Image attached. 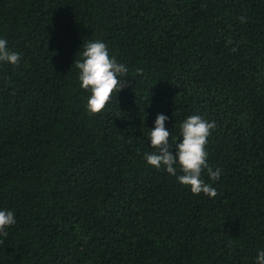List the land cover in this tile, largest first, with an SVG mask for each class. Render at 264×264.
<instances>
[{
  "label": "trees",
  "instance_id": "1",
  "mask_svg": "<svg viewBox=\"0 0 264 264\" xmlns=\"http://www.w3.org/2000/svg\"><path fill=\"white\" fill-rule=\"evenodd\" d=\"M0 38L21 56L0 62V264H256L264 0H0ZM90 40L128 68L99 114L74 64ZM161 113L174 154L187 117L215 121V198L147 164Z\"/></svg>",
  "mask_w": 264,
  "mask_h": 264
},
{
  "label": "clouds",
  "instance_id": "2",
  "mask_svg": "<svg viewBox=\"0 0 264 264\" xmlns=\"http://www.w3.org/2000/svg\"><path fill=\"white\" fill-rule=\"evenodd\" d=\"M241 17L242 22H244ZM6 39L0 38V62L18 65L21 56L8 48ZM82 59L75 61L79 69V80L84 90L90 91L87 109L92 114H99L105 110L107 104L116 92H121L127 86V80L121 81L128 68L110 55L105 42L96 40L83 44ZM138 74L140 70H137ZM169 119L165 114H158L154 128L150 129V145L156 149L148 153L144 159L147 164L164 169L168 174L177 175V166L181 175L178 180L182 185L189 186L193 194L201 193L215 198L216 188L202 179V173L207 169L209 178L218 181L221 169L213 170L208 164L207 145L212 131L216 127L215 121H209L200 115H191L181 124L182 140L176 144L175 154L170 145L172 132L166 128ZM16 223L15 214L11 210H0V236H7V228ZM2 243V241H0ZM256 264H264V250L260 251Z\"/></svg>",
  "mask_w": 264,
  "mask_h": 264
}]
</instances>
